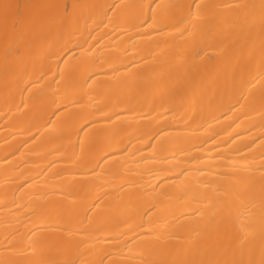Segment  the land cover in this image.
Instances as JSON below:
<instances>
[{
  "label": "bare ground",
  "instance_id": "obj_1",
  "mask_svg": "<svg viewBox=\"0 0 264 264\" xmlns=\"http://www.w3.org/2000/svg\"><path fill=\"white\" fill-rule=\"evenodd\" d=\"M0 264H264V0H0Z\"/></svg>",
  "mask_w": 264,
  "mask_h": 264
}]
</instances>
